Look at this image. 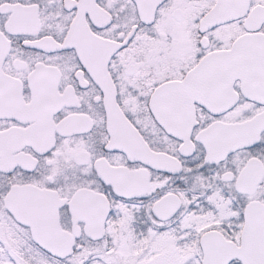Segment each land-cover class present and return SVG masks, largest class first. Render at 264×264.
<instances>
[{
  "label": "snow or ice",
  "instance_id": "snow-or-ice-1",
  "mask_svg": "<svg viewBox=\"0 0 264 264\" xmlns=\"http://www.w3.org/2000/svg\"><path fill=\"white\" fill-rule=\"evenodd\" d=\"M0 264H264V0H0Z\"/></svg>",
  "mask_w": 264,
  "mask_h": 264
}]
</instances>
